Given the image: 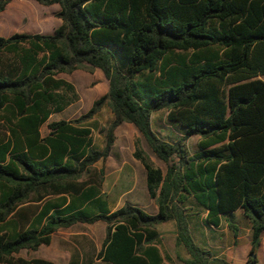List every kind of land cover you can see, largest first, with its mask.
<instances>
[{"label": "trees", "instance_id": "trees-1", "mask_svg": "<svg viewBox=\"0 0 264 264\" xmlns=\"http://www.w3.org/2000/svg\"><path fill=\"white\" fill-rule=\"evenodd\" d=\"M11 0H0V11ZM57 4L50 34L0 36V264H54L15 255L47 245L58 228L104 223L96 254L108 264H166L155 226L172 220L181 264H230L192 239L184 207L189 198L205 223L241 209L249 223L245 264H259L264 232V0H33ZM98 69L104 94L71 120L39 126L77 99L56 77ZM111 120L101 149L83 122L102 105ZM164 109L184 132L173 142L150 127ZM131 123L166 167L154 165L133 139L131 156L144 170L149 214L128 202L109 211L100 185L114 128ZM198 135L189 153L185 140ZM233 242L237 228L229 220ZM249 254H252L250 256Z\"/></svg>", "mask_w": 264, "mask_h": 264}, {"label": "rangeland", "instance_id": "rangeland-1", "mask_svg": "<svg viewBox=\"0 0 264 264\" xmlns=\"http://www.w3.org/2000/svg\"><path fill=\"white\" fill-rule=\"evenodd\" d=\"M23 8L33 12V14L38 13V11L31 6H24ZM37 8L38 10H44L43 16L38 15L36 18H33V15L26 11H12L8 16L4 15L0 17V27L4 28L7 32L13 29H15V31L21 30L28 26H33L44 31L50 30L53 24H50L48 18H50V15H52L53 18H57L55 15L56 12H52L51 14L55 5L45 6L37 3ZM56 77L72 83L77 93V99L65 106L63 110L51 113L46 120L47 122L58 119L71 120L77 118L84 114L91 106L92 101L104 94L107 89V82L98 69H94L93 71L75 69L70 73H58ZM258 77L264 79V75ZM111 117L109 108L104 104L89 119L83 122L85 125L89 126L91 130L94 148H102L105 130ZM150 124L155 134L161 133V136L167 139L166 141L173 142L180 138H176L178 134L170 124H166L164 109L152 112ZM2 128L3 125L0 122V131ZM45 132L46 127L45 124H43L40 127V133L43 135ZM113 135V144L106 158L103 161L98 160L93 164L95 170L100 167L103 168V178L100 189L110 206L116 205L121 202L122 199H131L133 205L143 207L141 209L149 213L153 210L152 203L154 205L155 203L152 199H149L146 194L144 176L142 173L144 171L141 164L131 156L133 139H138L140 147L148 155L154 165L157 167L160 166L163 170H165L166 165L150 151L140 133L136 135V130L132 124L121 122L114 128ZM198 139V135H193L189 140L188 138L185 140V148L189 153L196 150V142ZM190 200H187L181 205L185 208L184 213L190 224L189 231H191L193 237L197 239L198 230H196L197 227L195 222H202L203 212L200 208L196 207V205L193 206ZM224 219L229 220L237 228L236 242H233L231 233V257H228V261L231 264H243V259L248 254L250 247L249 223L247 219L243 217L241 209L222 215V225L217 229V234H220L221 237L223 236L222 231L228 230ZM172 222V220H169V222L166 221L155 226L160 237L158 246L168 264H181L178 257H185L186 254L180 244H175V227ZM228 232L230 233L229 230ZM103 237V221L87 224L76 223L67 228L56 229L50 236V242L47 245H40L36 251L20 249L15 255L55 258L59 264L66 262L68 259L78 261L79 251L81 249L88 252H95V250L100 247ZM260 239H262L264 243V232L261 234ZM262 248L260 249L258 245L255 252H260L262 254L264 251ZM236 253H238V255ZM239 253L243 254L240 255ZM219 258L222 257L219 256Z\"/></svg>", "mask_w": 264, "mask_h": 264}, {"label": "crops", "instance_id": "crops-1", "mask_svg": "<svg viewBox=\"0 0 264 264\" xmlns=\"http://www.w3.org/2000/svg\"><path fill=\"white\" fill-rule=\"evenodd\" d=\"M50 5H55V8L52 9L51 11V14L52 12H57L58 11V5L57 4H50ZM24 6H31L33 7L35 10L38 11V13L36 14H33V12L27 10V9H24L23 7ZM48 6V5H47ZM16 10H19L21 12H27L29 14H32L33 15V18H36L38 15L40 16H43V12L44 10H38L37 8V2L33 1V0H11L9 1L4 9L2 11H0V17L1 16H8L12 11H16ZM48 21L50 22V24H53V27H51L50 30H47V31H44L42 29H38L36 27H33V26H28L27 28H23L21 30H17L15 31V29H13L12 31H6L4 28L0 27V36H3V37H6L14 32H25V33H40V34H50L52 33L53 29L56 28L59 24H60V19L57 17V18H53L52 15H50V18H48ZM42 30V31H40ZM105 79V78H104ZM67 81V80H66ZM69 82V81H68ZM72 84V83H71ZM74 87V86H73ZM75 90V89H74ZM76 92V91H75ZM65 108V107H64ZM63 108V109H64ZM62 109V110H63ZM61 111V110H60ZM156 111V110H155ZM59 112V111H58ZM154 112V111H153ZM55 113V112H53ZM51 114V113H50ZM49 114V115H50ZM152 114V112H151ZM151 114H150V117H151ZM48 115V116H49ZM165 115H166V111H165ZM48 118V117H47ZM47 120V119H46ZM45 120L44 123H42L40 126H39V133H40V127L43 125V124H46L47 121ZM165 121H166V124H170L171 127H173V129L175 130V132L178 134V137H181L184 130L182 127H180L179 125L177 124H174V123H171L169 121H167L166 117H165ZM49 122V121H48ZM131 124V123H130ZM46 127V126H45ZM134 127V126H133ZM150 127H151V124H150ZM134 129L136 130V135H138V131L137 129L134 127ZM152 129V128H151ZM46 132H47V129H46ZM46 132L43 134L45 135ZM154 132V131H153ZM155 133V132H154ZM41 136H43L41 133H40ZM158 138H160L161 140H164L166 141L167 139L163 138L161 136V133L159 134H156ZM193 135H190L188 137V140L192 137ZM174 138V139H176ZM167 142H172V141H167ZM92 144H93V141H92ZM94 147V146H93ZM96 149V148H95ZM158 168L161 170V172L163 173L164 170L158 166ZM144 171V170H143ZM143 173V176H144V172ZM144 178V177H143ZM145 185V183H144ZM101 186V185H100ZM130 190V189H129ZM128 190V191H129ZM100 191L102 192V190L100 189ZM146 191V190H145ZM103 193V192H102ZM105 198V197H104ZM150 199V198H149ZM190 200V198L188 199ZM105 201H106V205H107V208L109 211L111 210H114L116 208H118L123 202H128L130 204L133 205V202L131 201V199H122L121 202L117 203L116 205H113V206H110V204L108 203V200L105 198ZM192 202V205L198 208H200L202 210V222H195V225L197 227L196 230L197 231V239H195L192 235V232L190 233L191 234V237L193 239V241L202 249H205V250H208L210 252V254L213 256V257H218L221 256L222 258H224L223 260L227 261L228 263H230L228 261V257L230 258L231 257V231L230 233L228 232V230H223L222 231V234L223 236L221 237L220 234H217V229L218 227H220L222 224V216H220V222H219V225L218 226H212V225H209L207 223H205V220H204V216H205V211L203 210V208H201L200 206H197V204L195 202H193L192 200H190ZM152 203V202H151ZM152 206H153V210L151 212H149V214H154L156 212V206L152 203ZM139 208H143V207H139ZM226 219H224L225 221ZM100 220H97L95 222H99ZM166 222V221H165ZM169 222V221H167ZM188 222V221H187ZM164 223V222H162ZM174 223V222H172ZM199 223V224H197ZM76 224V223H75ZM87 224V223H86ZM74 225V224H73ZM225 225H226V221H225ZM72 226V225H71ZM70 227V226H69ZM188 227L190 229V224L188 222ZM227 227V226H226ZM67 228V227H66ZM52 234V233H51ZM175 235V234H174ZM51 236V235H50ZM224 237V238H223ZM237 239V237H236ZM50 242V241H49ZM236 242V240H235ZM262 241V239H260V242H259V248L261 249L262 247H264V243ZM159 244V243H158ZM157 244V248L159 250V253L163 259V261L168 264L164 258V256L162 255L160 249H159V246ZM39 247V246H38ZM37 247V248H38ZM100 248V247H99ZM98 249L95 250V252H92V251H85L84 249H81L79 251V260L78 261H73V260H70L68 259L66 262H63L62 264H108L104 261H102L100 258H97L96 257V254L98 252ZM264 249V248H262ZM37 250V249H36ZM36 250H32V251H36ZM95 253V254H93ZM186 254V253H185ZM238 255V253H236ZM240 255H242L241 253H239ZM256 256H257V261L259 264H264V251L262 252V254L260 252H257L256 253ZM21 257H24V258H30V257H25V256H21ZM31 257H34V256H31ZM39 257V256H37ZM187 255L185 257H182V258H186ZM40 258H44V259H47V260H50L52 261L54 264H59L58 261L55 259V258H46V257H40ZM221 258V259H222ZM246 258V257H245ZM245 258L243 259V264H245ZM231 264V263H230Z\"/></svg>", "mask_w": 264, "mask_h": 264}, {"label": "water", "instance_id": "water-1", "mask_svg": "<svg viewBox=\"0 0 264 264\" xmlns=\"http://www.w3.org/2000/svg\"><path fill=\"white\" fill-rule=\"evenodd\" d=\"M250 256H252V254H249Z\"/></svg>", "mask_w": 264, "mask_h": 264}]
</instances>
